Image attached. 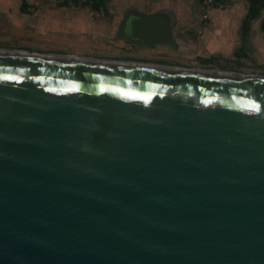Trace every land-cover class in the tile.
Segmentation results:
<instances>
[{"label":"water","instance_id":"95a60500","mask_svg":"<svg viewBox=\"0 0 264 264\" xmlns=\"http://www.w3.org/2000/svg\"><path fill=\"white\" fill-rule=\"evenodd\" d=\"M0 264H264V76L0 45Z\"/></svg>","mask_w":264,"mask_h":264},{"label":"crops","instance_id":"0c3cea01","mask_svg":"<svg viewBox=\"0 0 264 264\" xmlns=\"http://www.w3.org/2000/svg\"><path fill=\"white\" fill-rule=\"evenodd\" d=\"M32 2L0 0V38L9 41L5 45L50 50L58 41L69 36L79 39L85 34L94 40L102 38L115 55L124 59L204 66L222 54V19L216 13L198 38L196 19L172 11L175 7L168 2H130L123 9H132L116 22L94 9L69 12L65 6L44 0L34 6ZM247 11L238 27L240 34H244L241 27ZM250 28L251 23L246 33ZM261 30L264 34L262 25Z\"/></svg>","mask_w":264,"mask_h":264},{"label":"rangeland","instance_id":"374dc122","mask_svg":"<svg viewBox=\"0 0 264 264\" xmlns=\"http://www.w3.org/2000/svg\"><path fill=\"white\" fill-rule=\"evenodd\" d=\"M43 0H33L32 5ZM52 5L65 6L66 11L77 9L83 12H90L91 5L95 0H44ZM100 2V7L97 10L103 17H107L116 22L123 13L132 9L125 8L130 2H139L141 0H97ZM146 1V0H142ZM156 2H168L175 7L174 12L183 14L189 20L196 19L197 37L203 35L205 26H209L213 17L216 16L219 20L222 19V45L221 55L212 63H203L206 67L221 68L244 72L249 74L264 76V34L261 30V25L264 20V8L260 14L251 22L249 33L240 34L238 27L241 19L248 9L247 0H227L226 5L220 7L217 3L209 1L202 2L200 0H147ZM80 6V8L78 7ZM32 7V6H31ZM178 8V9H177ZM208 15L206 24L201 21L202 16ZM58 41L51 47L50 50L89 54L105 57L119 58L115 55L111 47L105 44L102 38L96 40L87 37L84 34L81 38H73ZM42 41V39H41ZM9 41L0 38V45L8 44ZM219 60L222 61L219 63Z\"/></svg>","mask_w":264,"mask_h":264},{"label":"trees","instance_id":"16d2710c","mask_svg":"<svg viewBox=\"0 0 264 264\" xmlns=\"http://www.w3.org/2000/svg\"><path fill=\"white\" fill-rule=\"evenodd\" d=\"M200 1L204 2L205 0H200ZM247 1H248V11L241 27L243 33H246L248 31L251 21L255 17H257L260 14L261 10L264 8V0H247ZM99 7H100V2L97 0H95L91 5V8L94 10H98ZM262 29L264 31V20L262 22Z\"/></svg>","mask_w":264,"mask_h":264},{"label":"built area","instance_id":"2783aa9c","mask_svg":"<svg viewBox=\"0 0 264 264\" xmlns=\"http://www.w3.org/2000/svg\"><path fill=\"white\" fill-rule=\"evenodd\" d=\"M205 1H209L210 3H217V5H219L220 7H222V6H225L226 5V1L227 0H205ZM204 1V2H205ZM215 1V2H214ZM207 17H208V15H206V14H204L203 16H202V19H201V21L204 23V25L206 24V21H207Z\"/></svg>","mask_w":264,"mask_h":264}]
</instances>
